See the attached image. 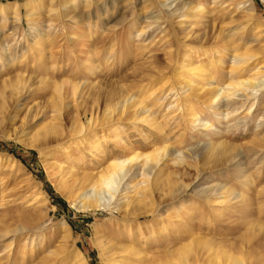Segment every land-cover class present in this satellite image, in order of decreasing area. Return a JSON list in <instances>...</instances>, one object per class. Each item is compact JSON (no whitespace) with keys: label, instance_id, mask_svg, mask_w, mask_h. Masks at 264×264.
Segmentation results:
<instances>
[{"label":"rangeland","instance_id":"rangeland-1","mask_svg":"<svg viewBox=\"0 0 264 264\" xmlns=\"http://www.w3.org/2000/svg\"><path fill=\"white\" fill-rule=\"evenodd\" d=\"M174 2L186 8L172 13L175 5L162 0H0V39L7 48L6 55L0 51V264H119L127 256L141 264L179 263L188 242L190 264H211L212 257L224 264L241 250L252 264H264V94L234 101L231 113L217 121L201 102L211 78L227 80L223 52L213 55L208 71L207 55L218 47L254 50L247 74L264 67V0ZM183 79L195 88L188 95L178 86ZM130 96L149 112L134 114L138 104L124 109ZM184 105H195L192 116ZM193 116L220 133L192 124ZM239 118L243 122L229 131ZM52 122L59 131L34 141L40 152L19 141ZM211 141L222 142L217 149L226 156L203 151L196 160L188 154L192 145ZM82 148L85 154L72 160L81 174L133 152L159 149L165 157L151 172L138 167L149 175L138 174L128 193L119 192L124 179L119 183L121 209H78L47 167L55 155ZM237 149L243 157L230 160ZM173 150L182 152L179 158ZM67 176L77 189L80 182ZM202 185L224 189L204 196L196 191ZM141 190L151 195L140 200ZM237 192L241 197L230 200ZM204 237L208 247L197 242ZM129 239L140 255L118 250Z\"/></svg>","mask_w":264,"mask_h":264},{"label":"bare ground","instance_id":"bare-ground-1","mask_svg":"<svg viewBox=\"0 0 264 264\" xmlns=\"http://www.w3.org/2000/svg\"><path fill=\"white\" fill-rule=\"evenodd\" d=\"M175 0H162V2L168 6H171V5H175ZM167 2V3H166ZM177 2V0H176ZM178 3H176L175 5V8L174 10H172V13H181L182 9L186 6H185V3H182L181 5H177ZM184 10V9H183ZM220 33V32H219ZM2 39V38H1ZM0 39V51L2 54L6 55L7 54V48L3 46V43L4 42H1L2 40ZM233 42V41H232ZM211 44V43H210ZM261 48V47H260ZM264 48V47H263ZM248 49V48H247ZM259 49V48H258ZM261 50V49H260ZM212 51V50H211ZM249 51V49L247 50ZM247 51H240V46L237 44V45H232L231 43L228 44L227 46L225 47H222V48H217L215 51H212V53H208L207 56H210L208 57L209 58V68H208V71L211 72L212 74V71L210 70L213 65V61H212V58H213V55L215 56V54H219L221 52H223V54H225L226 56H229L228 59H229V65H228V73H227V80L225 82H223L222 84H218L217 81H215L213 78L210 79V83H212V89H210V91L208 92V95L206 94V96H208L206 98H203V104L205 106V108L209 111L211 110V115H213V117L215 118V120H222L224 119L227 115H229L231 113V106L233 105L232 103H236L234 101H237V100H241V103L244 102L245 100H248L250 99L251 97H256L257 93L258 95H262L264 94V67H258L257 66V69L254 70V72H252L253 74H247L245 72H249V70L246 68V65L250 62V60L255 56V51L253 50V53H248ZM252 51V50H250ZM257 51V50H256ZM264 52V50H262ZM261 51V53H262ZM258 52V51H257ZM257 56V55H256ZM255 56V57H256ZM5 57V56H4ZM219 58V56H218ZM220 59V58H219ZM227 59V60H228ZM185 59H183L184 61ZM182 61V63H183ZM215 61V59H214ZM190 63V61L188 62V64ZM190 64H192L191 67H193V63L191 62ZM184 66V65H182ZM261 66V65H260ZM195 67V66H194ZM198 67V66H197ZM195 67V70L199 69ZM250 68V67H249ZM192 70L194 68H191ZM190 69V70H191ZM263 69V75L260 73L261 70ZM200 70V69H199ZM251 70V69H250ZM201 71V70H200ZM256 72V73H255ZM258 72L259 74L261 75H258ZM255 73V74H254ZM178 75V74H176ZM261 77V78H260ZM23 79V78H22ZM179 79V78H177ZM46 80V79H45ZM64 80V79H63ZM181 81V80H179ZM181 85L179 84L178 86H180L181 88V92L182 94L184 93H187V94H184V95H188L191 93V91H193V88L191 86V81L188 80V79H183V81H181ZM45 83V82H44ZM48 83V82H47ZM24 84V83H23ZM22 84V85H23ZM177 86V88H178ZM201 87V86H200ZM199 87V88H200ZM198 88V87H197ZM202 88V87H201ZM197 90V89H196ZM195 90V91H196ZM205 90V89H203ZM198 91H201L198 90ZM207 91V90H206ZM204 91H202L201 93H203ZM200 93V92H199ZM199 93H193V97L195 99H200V97L202 95H200ZM181 95V94H180ZM124 96V95H123ZM192 96V95H191ZM133 97V96H132ZM122 100H123V97L121 96ZM120 98V99H121ZM188 98V97H187ZM185 98V99H187ZM193 98V99H194ZM202 98V97H201ZM125 100L122 101L123 103L128 101V104L126 108L124 109H128V106L129 108H132L134 105L138 104L139 107H137V109H133L135 112L134 114L136 113H139V115L141 116V114H144L146 115V113L149 112L150 109L147 108V105L144 106L142 103L139 102V100L137 99H134V98H131L128 97V99H126V97L124 98ZM257 101L259 99V97L256 98ZM55 100V99H54ZM244 100V101H242ZM187 101V100H186ZM190 101V100H189ZM195 102V101H194ZM146 103V102H145ZM176 103V102H175ZM196 103V102H195ZM116 104V103H115ZM119 105V103H117ZM122 104V103H121ZM192 104V103H191ZM239 104V103H237ZM236 104V105H237ZM123 105V104H122ZM137 105V106H138ZM174 105V103H173ZM197 106V104H195ZM194 105V106H195ZM120 106V105H119ZM118 106V107H119ZM126 106V105H125ZM192 107V106H187V105H184L182 108L183 110L185 111V114L186 115H193V111H192V108L194 109L195 107ZM239 106V105H238ZM234 107V105L232 106ZM58 108V107H57ZM105 108V107H104ZM115 107H113L114 109ZM122 108V107H121ZM135 108V107H133ZM180 108V107H179ZM236 108V106H235ZM62 109V108H61ZM60 109V110H61ZM112 109V110H113ZM178 109V108H177ZM59 110V111H60ZM105 110V109H104ZM104 110H102L104 112ZM116 110V109H114ZM120 111H122L119 107ZM206 110V111H207ZM59 111H58V114H59ZM106 111V110H105ZM117 111V110H116ZM32 113V112H31ZM117 113V112H116ZM121 113V112H120ZM126 113V112H125ZM131 111L130 112H127V114H130L131 115ZM196 113V112H195ZM57 114V113H56ZM55 114V115H56ZM104 114V113H103ZM108 115L111 114V111H108L107 112ZM115 114V113H114ZM119 114V112H118ZM117 114V115H118ZM122 114V113H121ZM126 114V115H127ZM107 115V117H108ZM112 115V114H111ZM120 115V114H119ZM124 115V116H126ZM197 115V114H195ZM59 116V115H58ZM106 116V114H105ZM115 116V115H114ZM121 116V115H120ZM117 117V118H120ZM133 116V115H132ZM57 116H55L54 119H57L56 118ZM128 117V115L126 116ZM125 117V119H126ZM131 117V116H129ZM135 118L137 116H134ZM264 117V113L261 114V116L259 117L262 118ZM105 120V118H103ZM128 119V118H127ZM59 120V118L57 119ZM190 121L192 122V124L198 126L199 128H204L207 131H209V134H212V135H216L218 133H220L218 130H216L215 126L211 123H209V121L205 120V119H201V118H197V116H193L190 118ZM241 118H239L237 120V122H235V124L231 125V126H227V129L229 130L230 128H234L236 125H239V123H241ZM59 122V121H58ZM243 122V121H242ZM264 122V121H263ZM59 124V123H58ZM257 125V124H256ZM261 125H262V122H261ZM259 125V126H261ZM59 128H60V125H57L55 122H52V123H48L47 125H45L42 130H40L39 132H37L36 134H34L31 139L28 138L29 140H19L21 143H23L24 146H27V147H35L38 149V151L40 152L41 150V146L42 145H37L36 143L38 142V138L42 139V140H45L48 133H57L59 131ZM238 128V127H237ZM74 130V129H73ZM226 130V132L228 131ZM61 131V129H60ZM75 131V130H74ZM73 131V132H74ZM230 131V130H229ZM76 133H82V129L79 128L76 130ZM37 139V142L34 143V141ZM260 140V138H259ZM261 140H262V137H261ZM259 142V141H258ZM46 143V142H45ZM262 143V142H261ZM47 144V143H46ZM223 143L222 142H218V144L214 145V143L211 141V142H206L204 145H192L191 147L192 148H189L190 150H188V154L190 155V157H192L193 159H196L197 160V157L200 156V153L201 152H207V153H218V146L221 147ZM128 145V144H127ZM228 145V144H227ZM230 145V144H229ZM228 145V146H229ZM40 146V147H39ZM226 146V145H225ZM189 147V146H188ZM187 147V148H188ZM230 147V146H229ZM264 147V146H263ZM69 148V146H68ZM224 148V146H223ZM237 148V147H236ZM240 148V147H239ZM164 149V148H163ZM170 149V148H169ZM220 149V148H219ZM228 149V148H227ZM235 149V148H234ZM164 150H168L167 149H164ZM211 150V151H210ZM231 150V149H230ZM228 149V151H230ZM218 151V152H217ZM226 150H222L221 152H219L220 154L222 153V155L224 154ZM232 151H235V150H232ZM231 151V152H232ZM132 152V151H131ZM131 152L129 154H131ZM170 152V151H169ZM230 152V153H231ZM60 153V152H59ZM163 153L164 151H161L159 149L157 150H152L150 151V153H147L144 155H138V154H134V152L130 155V156H124L123 158H117V157H110L109 159H106V164L103 168H101L99 171H96V172H93V173H79L78 169L75 168L74 166V163H76V161L78 162V160L81 158L79 157V155H83L85 154L84 153V149H80V150H69V152H65V154L62 155V153H60L59 155H55V157H53V162H49V165L47 167L48 169V175L52 176L55 180H57L58 183H56V187L62 192L64 193V195L66 196V198L68 197L70 199V201L72 203H74L76 205V207L78 209H84V208H105L107 206L111 207L112 209L114 210H118V209H121L123 207V204L124 202H118L116 204V195L117 193H119L120 191H127L129 190L130 188H134V186L136 185V183L134 182L133 184V181L134 179H136V176L138 174H141L142 176H146L147 174L143 173L142 171L140 173L137 172L138 170V167H145V169H147V171L150 170L151 172V169L152 167L163 157ZM167 152H165V155ZM182 152H180L179 150H173L171 151V154H173L174 156H178V158L180 157ZM186 153V152H185ZM209 153V154H210ZM218 153V154H219ZM227 153V152H226ZM226 153L223 155V156H226ZM57 154V153H56ZM170 154V153H169ZM215 154V153H214ZM213 154V155H214ZM218 154L216 155V157H218ZM219 154V155H220ZM229 154V153H228ZM227 156H230L228 155ZM232 154V153H231ZM203 155V154H202ZM201 155V157H202ZM207 155V154H206ZM54 156V155H53ZM84 157V156H83ZM206 157V156H205ZM215 157V156H214ZM222 157V156H221ZM243 157V153L241 154L240 150L237 149V151H235V154L233 155V157L231 158L230 157V160L234 159L236 160L237 158H242ZM55 158V159H54ZM207 158V157H206ZM224 158V157H223ZM204 159V158H203ZM218 159V158H216ZM228 159V158H227ZM226 159V160H227ZM73 160V162H72ZM82 160V159H81ZM219 160V159H218ZM222 160V159H221ZM238 160V159H237ZM181 161V160H180ZM243 161V160H242ZM240 161L241 164H243V162ZM71 163V164H68V163ZM230 162V161H229ZM46 163V162H45ZM176 163V162H175ZM227 163V162H226ZM245 163V162H244ZM80 164V162H79ZM142 168V170H143ZM137 172V173H136ZM148 173V172H147ZM246 173V172H245ZM67 175H70L72 176V178L74 179V184H75V181H79L80 182V185H78L77 189L73 186V183H71L70 181V178H68ZM149 175V173H148ZM147 175V176H148ZM245 177V176H244ZM124 179V180H123ZM124 181L122 182L123 185L122 187L119 189V192L117 191L118 189V186L120 185L119 183L121 181ZM149 180V179H148ZM137 181V180H136ZM144 181V180H143ZM56 182V181H55ZM79 184V183H78ZM77 185V184H76ZM224 186V185H223ZM222 185H219L216 187H214L213 185V188L210 187V186H204L202 185V187H199V188H196V191L198 193H201V194H205L204 196L206 195H210V196H213V195H216V194H219L218 191L220 189H224L222 188L223 187ZM120 187V186H119ZM137 187V186H136ZM146 187V186H145ZM145 187H144V190H145ZM148 187V186H147ZM142 188V187H141ZM137 191V189H136ZM151 191V190H150ZM149 191V192H150ZM140 193L142 192L139 191ZM221 194L218 195L220 196L219 198H225V194H224V190H221L220 191ZM125 193H128V192H125ZM124 194V193H123ZM134 194V193H133ZM147 191H143L141 194H139V199L140 200H143V199H147L151 194H149ZM213 194V195H212ZM127 195V194H125ZM136 195V193H135ZM242 193L241 192H237L236 194L233 195L231 199H237L239 197H241ZM123 196V195H122ZM229 196V195H228ZM137 197V196H135ZM116 198V199H115ZM132 198V197H131ZM207 198V197H206ZM209 198V197H208ZM215 198V197H214ZM227 198V197H226ZM243 198V196H242ZM151 199V198H150ZM119 200V199H118ZM129 200V199H128ZM127 200V201H128ZM138 200V199H136ZM229 200V201H230ZM112 201L115 202V204L112 205ZM122 201V200H121ZM126 201V205L127 202ZM131 201V199H130ZM222 201V200H220ZM226 201V200H224ZM228 201V202H229ZM239 201V200H238ZM144 202V201H143ZM136 204H138L136 202ZM235 204V203H234ZM111 205V206H110ZM122 206V207H121ZM137 206V205H135ZM108 208V207H107ZM120 211V210H119ZM170 215V214H169ZM258 224V223H257ZM255 226L257 227V225L255 224ZM260 226V225H258ZM263 226V225H262ZM254 227V226H253ZM262 228V227H261ZM250 230V229H249ZM252 230V229H251ZM254 231V229H253ZM127 232V231H126ZM131 234V233H129ZM198 239V243H201V244H208L210 243L211 240H208V239H204L205 240H202L199 238ZM209 242H208V241ZM194 241V240H193ZM196 241L195 242V245H196ZM127 243L125 244H120L119 247L117 246H114L115 248L117 247L118 250H120L121 252H123V255H131V256H136L137 254L140 255V250L137 248V245L134 247L133 246V242L131 239H129L128 241H126ZM191 243H187V245L184 244V246L181 248L184 253L186 252L185 256L187 255V250L190 249V247L192 248V245H190ZM200 245H196V247H200ZM190 245V247H189ZM194 245V249L196 248ZM213 245V244H212ZM241 245V244H240ZM243 245V244H242ZM241 245V246H242ZM223 247V245H220ZM203 247V246H202ZM200 247V248H202ZM208 247V245H207ZM205 247V248H207ZM243 247V246H242ZM113 248V249H115ZM197 248V249H198ZM112 249V248H111ZM112 249V250H113ZM180 249V248H179ZM203 249V248H202ZM208 249V248H207ZM229 250V248H227ZM227 249H222V251L224 250H227ZM240 249V248H239ZM117 250V249H116ZM186 250V251H185ZM191 250V249H190ZM196 250V249H195ZM204 250V249H203ZM115 251V250H114ZM113 251V252H114ZM118 252V251H117ZM120 252V253H121ZM232 252V251H231ZM239 252V251H238ZM242 252V250H241ZM241 252L238 253V256L236 257H233L231 255H229L225 261H224V264H252L251 260L249 259H245L242 255H241ZM119 253V254H120ZM226 253V252H224ZM227 253H230V252H227ZM226 253V254H227ZM236 253V252H235ZM243 253V252H242ZM221 254V253H220ZM244 254V253H243ZM115 255V254H114ZM118 255V254H117ZM121 255V254H120ZM225 255V254H224ZM223 255V256H224ZM185 256H181V260L179 261V263H175L174 261H172L171 259L169 261H166V262H163V263H158V264H190L188 262V259H186ZM220 256H218L219 258ZM216 258V257H215ZM221 258V257H220ZM124 260H121L119 264H141L140 263V260L142 259H139L138 257L135 259V258H129V256L127 257H124L123 258ZM131 259V260H129ZM219 260V259H218ZM222 261V260H221ZM212 262V263H211ZM210 263L211 264H221L219 263L220 261H217L212 257V261ZM223 263V262H222ZM259 264V263H258ZM262 264V262H261Z\"/></svg>","mask_w":264,"mask_h":264}]
</instances>
